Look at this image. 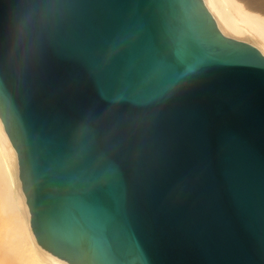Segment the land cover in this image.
Segmentation results:
<instances>
[{"label":"water","instance_id":"water-1","mask_svg":"<svg viewBox=\"0 0 264 264\" xmlns=\"http://www.w3.org/2000/svg\"><path fill=\"white\" fill-rule=\"evenodd\" d=\"M47 2L46 50L0 81L37 242L71 264H264V54L203 0ZM105 112L116 139L93 157Z\"/></svg>","mask_w":264,"mask_h":264},{"label":"bare ground","instance_id":"bare-ground-1","mask_svg":"<svg viewBox=\"0 0 264 264\" xmlns=\"http://www.w3.org/2000/svg\"><path fill=\"white\" fill-rule=\"evenodd\" d=\"M203 1L223 34L248 42L264 54V0ZM19 174L18 152L0 116V245L5 264H71L37 242ZM16 243L23 251H12Z\"/></svg>","mask_w":264,"mask_h":264},{"label":"clouds","instance_id":"clouds-1","mask_svg":"<svg viewBox=\"0 0 264 264\" xmlns=\"http://www.w3.org/2000/svg\"><path fill=\"white\" fill-rule=\"evenodd\" d=\"M54 16L47 0H18L15 14L0 33V81L24 80L47 47ZM116 139L110 112L87 125L89 153L107 157Z\"/></svg>","mask_w":264,"mask_h":264},{"label":"snow or ice","instance_id":"snow-or-ice-1","mask_svg":"<svg viewBox=\"0 0 264 264\" xmlns=\"http://www.w3.org/2000/svg\"><path fill=\"white\" fill-rule=\"evenodd\" d=\"M170 2L177 3L179 2V0H170ZM201 67H202V62H197V63L188 65L186 69L184 70V72L180 74V76L177 78L176 81H174V83H180L186 77L191 76L195 74L197 71H199ZM12 251L14 253L21 252L23 251V246L19 243H16ZM0 264H5V260L3 259L2 245H0ZM17 264H19V261H17ZM93 264H108V262L101 260V261H95L93 262Z\"/></svg>","mask_w":264,"mask_h":264}]
</instances>
